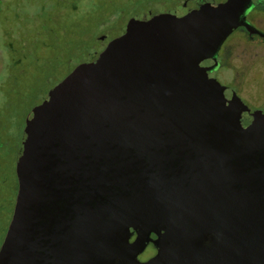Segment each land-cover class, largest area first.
Instances as JSON below:
<instances>
[{"label":"water","instance_id":"obj_1","mask_svg":"<svg viewBox=\"0 0 264 264\" xmlns=\"http://www.w3.org/2000/svg\"><path fill=\"white\" fill-rule=\"evenodd\" d=\"M247 1L131 19L50 90L0 264H264V112L209 76Z\"/></svg>","mask_w":264,"mask_h":264},{"label":"rangeland","instance_id":"obj_2","mask_svg":"<svg viewBox=\"0 0 264 264\" xmlns=\"http://www.w3.org/2000/svg\"><path fill=\"white\" fill-rule=\"evenodd\" d=\"M184 1L0 0V226L3 233L14 206L15 167L30 113L74 68L97 58L109 41L124 34L130 17L182 13ZM101 36L105 40H100ZM153 252L149 248L146 255Z\"/></svg>","mask_w":264,"mask_h":264},{"label":"flooded vegetation","instance_id":"obj_3","mask_svg":"<svg viewBox=\"0 0 264 264\" xmlns=\"http://www.w3.org/2000/svg\"><path fill=\"white\" fill-rule=\"evenodd\" d=\"M226 1L185 0L182 4V13L174 14L180 17L206 3L218 5ZM148 14L145 13L142 17L132 16L129 20L149 19L145 18ZM212 57L215 64L214 69L209 71V76L215 78L225 88L226 97L241 100L251 112H264V0L247 1L239 22L220 43ZM152 238L156 239L157 236L153 234ZM149 248L154 252L146 255ZM156 254L157 249L150 243L139 256V260L148 261Z\"/></svg>","mask_w":264,"mask_h":264},{"label":"trees","instance_id":"obj_4","mask_svg":"<svg viewBox=\"0 0 264 264\" xmlns=\"http://www.w3.org/2000/svg\"><path fill=\"white\" fill-rule=\"evenodd\" d=\"M94 60V59H93ZM17 178V177H16ZM17 188H18V184H17V182H16V184H15V191H16V193H17ZM0 198H1V196H0ZM15 198H16V195H15ZM15 198H14V203H15ZM13 203V204H14ZM13 208H14V206H13ZM12 214H13V210H12V212L10 213V218H9V221H8V223H7V225H6V229H5V231H4V233L1 231V226H0V243H2V241H3V239H4V237H5V234H6V231H7V228H8V225H9V222H10V220H11V217H12ZM3 233V234H2ZM2 236V237H1ZM2 238V239H1Z\"/></svg>","mask_w":264,"mask_h":264}]
</instances>
